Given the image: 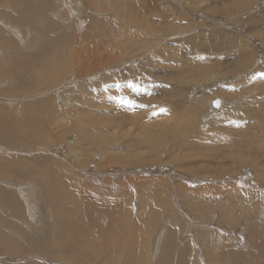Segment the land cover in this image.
<instances>
[{
	"label": "rangeland",
	"instance_id": "obj_1",
	"mask_svg": "<svg viewBox=\"0 0 264 264\" xmlns=\"http://www.w3.org/2000/svg\"><path fill=\"white\" fill-rule=\"evenodd\" d=\"M42 5L44 21L41 15L35 19L46 23L45 35L36 34L28 9L21 11V26L18 14L12 21L0 19L3 34L37 56L30 71L35 84L18 91L11 79L0 80L6 113L0 117V156L28 158L40 167L55 160L60 172L68 163L83 188L103 187L106 196L100 197L119 201L88 207L80 191L65 176L56 179L53 170V180L44 182L53 195L60 193L56 205L45 203L39 178L23 184L0 179L23 205L22 222L18 209L4 208L14 213L17 229L2 227L0 264H260L264 0H43ZM45 16L57 24L52 31ZM62 32L69 34L64 50L52 56L54 46L42 43ZM0 49V64L17 71L16 60ZM215 98L223 107L213 106ZM189 104L197 108L193 115L181 109ZM33 124L44 131L39 144L32 141ZM57 219L67 233L58 234Z\"/></svg>",
	"mask_w": 264,
	"mask_h": 264
},
{
	"label": "bare ground",
	"instance_id": "obj_2",
	"mask_svg": "<svg viewBox=\"0 0 264 264\" xmlns=\"http://www.w3.org/2000/svg\"><path fill=\"white\" fill-rule=\"evenodd\" d=\"M37 0H0V19H3V18H8V20L9 21H12L13 19H15V15H17L18 14V16H17V19H16V21H17V24L18 25H22V16H21V11L22 10H24V9H28V12L30 13V20L33 22V28L34 29H36V34L38 33L39 35H45L48 31L45 29V25H46V23L44 22V24L43 23H41V21L39 22V21H36V19H35V17L37 16V15H41L42 17H43V21H44V9H43V5H42V2H43V0H41V3H40V5L38 6V5H34V3L36 2ZM3 3V4H2ZM70 6V5H69ZM7 8H10L11 10H7ZM73 9H74V7H73ZM72 9V10H73ZM71 10V9H70ZM13 12V13H12ZM2 17V18H1ZM49 18V17H48ZM46 16H45V20L46 21H48V22H50V23H48V25H49V27H48V30L49 31H52V28H55V27H57V24L56 23H54V22H52L50 19H48ZM80 18H81V16H80ZM43 24V25H42ZM61 24H62V22H61ZM84 24V23H83ZM138 24H139V22H138ZM146 25V24H145ZM3 26H1V24H0V46L1 47H3L4 49H6L7 50V53H9L10 55H11V58H12V61L14 60H16L15 61V63H14V66H13V64H12V67H15V68H17V71H16V69L15 70H12V68H11V64H8L7 65V63L6 64H4L3 62L0 64V80L2 79V82L4 81L3 79L4 78H8V79H11V81H13L14 83L13 84H15V89H17L18 91H21V86L22 85H24V86H26L29 82H31V81H33V83L35 84V82H37V80L34 82V76H32L33 75V72H32V75H31V73H30V71L32 70V69H34L35 68V65H34V62L32 61V59L34 58V57H37V56H33V57H31V56H29L28 55V53H26V52H24V51H22V50H20L19 49V47L12 41V39L6 34V35H4L3 34V32H2V28ZM63 27H65V26H62V29L64 30V28ZM144 27V26H143ZM147 27V26H146ZM145 27V28H146ZM151 27V26H150ZM19 28V27H18ZM14 29V28H13ZM144 29V28H143ZM15 30V29H14ZM16 30H17V28H16ZM145 30V29H144ZM18 31H19V29H18ZM157 31V30H156ZM18 33V32H17ZM37 34V35H38ZM67 35H69L68 33H66V32H62L60 35H57V36H55L53 39H48L47 41H46V43H44L43 41V45H46V48H50L51 49V47L50 46H54V53L52 54V56H56L57 54H58V50H64V44H65V41H66V39H67ZM19 36V35H18ZM132 36V35H131ZM39 38V37H38ZM41 38V37H40ZM229 39H231V38H229ZM131 41V40H130ZM142 42V41H141ZM22 43V42H21ZM133 43V42H132ZM23 45V44H22ZM69 45V44H68ZM236 46V45H235ZM3 49V50H4ZM78 49V48H77ZM76 49V50H77ZM1 50V49H0ZM92 50V49H91ZM80 51V50H79ZM2 52V51H1ZM6 52V51H5ZM4 53V52H3ZM121 53V52H120ZM43 54V53H42ZM41 55V54H40ZM125 55V54H124ZM66 56V55H65ZM68 56V55H67ZM10 57V56H9ZM41 57V56H40ZM44 57V56H43ZM80 57V56H79ZM30 58H31V60H30ZM39 58V57H38ZM3 58H0V60H2ZM35 59V58H34ZM52 59V58H51ZM54 59V58H53ZM73 59V58H72ZM36 60V59H35ZM55 60H56V58H55ZM52 61V63L54 62V64H55V62L56 61ZM74 60V59H73ZM4 61V60H3ZM32 61V62H31ZM47 62V61H46ZM67 62V61H66ZM65 63V62H64ZM44 64V63H43ZM42 64V65H43ZM70 64V63H69ZM45 66V65H44ZM52 66L53 65H51V68H52ZM56 66H58L57 64H56ZM63 66V65H62ZM67 68H68V66L69 65H65ZM42 67V66H41ZM48 67H49V62H48ZM61 68V67H60ZM66 68V69H67ZM65 70V69H64ZM36 71V70H35ZM38 71V70H37ZM36 71V72H37ZM40 71V70H39ZM41 71H43V70H41ZM48 71H50V70H48ZM55 71V70H54ZM57 71V70H56ZM218 71V70H217ZM44 72V71H43ZM42 72V73H43ZM215 72V71H214ZM54 74H56V73H54ZM217 74H219V71L217 72ZM48 75H50V74H47V76ZM66 75V74H65ZM43 76V75H42ZM36 77V76H35ZM51 77H54V76H51ZM51 79V78H50ZM53 79V78H52ZM41 80H42V77H41ZM43 80H44V78H43ZM42 80V81H43ZM50 81V80H49ZM44 82V81H43ZM46 82V81H45ZM44 82V83H45ZM220 82H221V80H220ZM42 83V82H41ZM40 83V84H41ZM48 83V82H47ZM13 84H11V85H13ZM39 84V85H40ZM57 85V84H56ZM55 85V86H56ZM34 86V85H33ZM32 86V87H33ZM45 86V85H44ZM10 88V87H9ZM25 88V87H24ZM34 88V87H33ZM42 88H43V86H42ZM49 88V87H48ZM59 88V87H58ZM36 89V88H35ZM56 90V89H55ZM14 91V90H13ZM26 91V90H25ZM33 91V90H32ZM40 91H41V89H40ZM4 92V91H3ZM28 92V91H27ZM43 92V91H42ZM45 92V91H44ZM57 92V91H56ZM5 93H7V92H5ZM24 94H25V92H23ZM34 93V92H33ZM47 93H48V91H47ZM37 94V93H36ZM35 94V95H36ZM39 94V93H38ZM42 94V93H41ZM44 94V93H43ZM37 96V95H36ZM32 97V96H31ZM27 99V98H26ZM30 99H32V98H30ZM34 99V98H33ZM8 101V100H7ZM12 101V100H11ZM23 101H25V100H23ZM2 102V101H1ZM0 102V103H1ZM4 102V101H3ZM6 102V101H5ZM17 102H19V101H17ZM31 102V101H30ZM213 102H218V106H216L215 105V103L213 104V106L214 107H216L217 109L218 108H220V107H223L222 106V103L224 102H222V100L220 99V98H215L214 100H213ZM212 102V103H213ZM3 104V103H2ZM6 105V104H5ZM37 105H38V103H37ZM36 105V108L39 106H37ZM2 106H4V104L3 105H0V117L5 113V111L4 110H1L2 108ZM7 106V105H6ZM8 106H10V105H8ZM32 108V110H34V105L32 104V105H30ZM44 106V105H43ZM210 106V105H209ZM28 107V106H27ZM11 108V107H10ZM22 108H24L23 106H22ZM25 108H26V106H25ZM42 108V107H41ZM183 108V109H182ZM5 109V108H4ZM19 109H21V108H19ZM27 109V108H26ZM38 109V108H37ZM37 109H35V110H37ZM181 109L184 111V112H190L191 114L197 109L196 107H193V106H191V104H189V105H184V106H182L181 107ZM199 109V108H198ZM12 110V109H11ZM157 110V109H156ZM222 110V109H221ZM17 111V110H16ZM29 111H31V110H29ZM42 111V110H41ZM12 112H14L13 110H12ZM19 112V111H18ZM21 112V111H20ZM24 112V111H23ZM197 112V111H196ZM218 112V111H217ZM229 112V111H228ZM27 113V112H26ZM25 113V117H26V115H28V114H26ZM38 113V112H37ZM231 113V112H230ZM6 114V113H5ZM18 114H20V113H18ZM30 114V113H29ZM43 114V113H42ZM189 114V113H188ZM9 115V114H8ZM21 115H23L24 116V113H21ZM34 115V114H33ZM41 115V114H40ZM193 115V114H192ZM195 115V114H194ZM231 115V114H230ZM17 116V115H16ZM19 116V115H18ZM29 116V115H28ZM38 116V115H37ZM36 116V117H37ZM189 116V115H188ZM13 117V116H12ZM35 117V118H36ZM20 118V117H19ZM37 118H39V116L37 117ZM36 118V121L37 122H39L38 121V119ZM226 118V117H225ZM12 119V118H11ZM10 119V120H11ZM23 119V118H22ZM29 119V118H28ZM42 119V118H41ZM183 119V118H182ZM181 119V120H182ZM0 120H3V119H0ZM30 121H31V118L29 119ZM21 121V120H20ZM20 121H19V119H18V121L17 122H19V124H20ZM163 121H165V123H166V120H162V121H160V122H162V125H163ZM33 122V121H32ZM160 122H158V123H156V124H161ZM179 122V121H178ZM186 122H188V121H183L182 123L183 124H185ZM227 122V121H226ZM235 122V121H234ZM16 123V122H15ZM31 123V122H30ZM34 123V122H33ZM3 124L5 125L6 124V122H5V120L3 121ZM21 126H23V124H20ZM17 126V125H16ZM29 126H31V125H29ZM34 126V127H33ZM33 126H31L32 127V133H33V139L34 138H37V140H32L33 141V143H38L39 144V142H43L45 139H43V138H45V135H43V133H44V131L41 133V130H35V124H33ZM41 126H43L42 124H41ZM156 126H158V125H156ZM161 126V125H160ZM18 127V126H17ZM17 127H15V131L16 132H18V129H17ZM39 127H40V125H39ZM223 127V126H222ZM221 127V128H222ZM233 127H234V125H233ZM27 128V127H26ZM3 129H6V128H3ZM21 129V128H20ZM228 129V128H227ZM42 130H44V128L42 129ZM2 131V130H1ZM9 132H11L10 130H8ZM23 131V128H22V130H21V132ZM238 132V131H237ZM1 133V132H0ZM4 133V132H3ZM30 133V132H29ZM228 133V132H227ZM20 134V133H19ZM155 134H156V132H155ZM158 134V133H157ZM187 134V133H186ZM26 135H27V132H26ZM150 135H152V132H151V134ZM160 135V134H159ZM223 135V134H222ZM17 136V135H16ZM88 136V133L86 132L85 133V137H87ZM149 136V135H148ZM29 137V136H28ZM84 137V138H85ZM151 137V136H150ZM40 138V139H39ZM149 138V137H148ZM155 138H156V136H155ZM158 138V137H157ZM13 139V138H12ZM17 139V138H16ZM16 139H13L14 141L16 140ZM19 139V138H18ZM24 139H26V137L24 138ZM145 139V138H144ZM38 140H39V142H38ZM155 140V139H154ZM79 141V140H78ZM77 141V142H78ZM145 141V140H144ZM144 141H142V142H144ZM26 142V141H25ZM149 142H150V140H149ZM17 143V142H16ZM23 143V142H22ZM145 143H146V141H145ZM43 144V143H42ZM104 144V142H102V144H100V145H103ZM144 144V143H143ZM148 144V143H147ZM153 144H155L154 142H153ZM152 144V145H153ZM263 145H264V138H263ZM151 146V145H150ZM155 146V145H154ZM146 147V146H145ZM151 150V149H150ZM150 150H149V152H150ZM152 150H154L153 148H152ZM8 151V150H7ZM7 151H6V153H7ZM130 151V150H129ZM4 152V151H3ZM148 151H147V153H149ZM6 153H4V155L6 154ZM8 154H10V153H8ZM107 154H109V153H107ZM14 155V154H13ZM113 155V154H112ZM18 157V156H17ZM117 157H119V156H117ZM115 158V157H114ZM112 160H113V158H111ZM117 159V158H116ZM243 159H239L238 161H240V162H243L242 161ZM249 160H251L250 158H249ZM45 162H46V166L45 167H40V165H36L35 163H33L32 161H30L28 158H24V159H21V158H19V159H16L15 158V156H13L12 157V155L10 154V155H7V157H2V156H0V179H3V180H6V181H9V182H11L12 184H14V183H16L17 184V182L18 183H22L23 184V182L24 181H26V180H29V179H33V178H39V179H41V181H42V183L44 184V187H45V190H44V192H43V198H44V201H45V203H47L48 205H50V203L48 202V200L49 201H51V204H53V205H56L55 203H56V201L57 200H55V199H61V196L59 195L60 193L59 192H57V195H53V193H54V190L53 189H51V187L50 186H48L47 184H45V180L46 179H48L49 181L48 182H50V180H53L52 179V177L53 176H55L56 177V179H59V181L60 180H62V181H64L63 180V177L65 176L66 177V181H68L69 183H71V184H73L74 186H75V188H77V190L78 191H80L79 193H80V196H81V198H83V202H85L87 205H88V207H92V208H94L95 207V205H97V202L98 201H100L99 203H101V204H104L105 202L106 203H108V206H110V207H112V205L113 206H116L117 204H118V201H119V199L118 198H114V200H113V202H110L108 199H106V198H102V197H105L106 195H104V192L102 193V190L101 189H103V187H98L100 190L98 191V190H96V189H94V188H92V187H90V186H88V187H86V188H83V183L81 182V180L79 181L78 180V177L76 178V175L74 174V170L68 165V163H65L64 165L66 166V167H63L64 169H62L61 171L62 172H60L59 171V169H58V166H55L54 165V162H56L55 160L54 161H50V160H44ZM119 161V160H118ZM128 163H129V165H131V161H128ZM137 163H139V162H137ZM56 164V163H55ZM124 164V163H123ZM126 164V163H125ZM133 164V163H132ZM135 164V163H134ZM71 165V164H70ZM144 165H146V164H144ZM42 166V165H41ZM44 166V165H43ZM59 168H61V167H59ZM264 169V168H263ZM51 170H53V176H52V174H51ZM195 170V169H194ZM196 172V171H195ZM264 172V171H263ZM59 174L62 176L63 175V177H61V176H59ZM65 181V182H66ZM8 182V183H9ZM55 183H56V180L54 181ZM62 183V182H61ZM52 184V183H51ZM50 184V185H51ZM66 184V183H65ZM61 185V184H60ZM72 185V186H73ZM20 186V185H19ZM52 186V185H51ZM93 186H95V185H93ZM10 187H12V186H10ZM10 187H8V186H6V185H4L3 183H1L0 184V216L1 217H3L1 220H0V237H1V235H2V237H3V235H6V234H4V230H2V227L3 226H7L8 225V227L10 228V230H15V229H17V227H16V225L14 224V213L12 214V216L10 215L9 216V214L7 215L6 213H10V210H9V212H7L6 211V209L4 210V208H7V209H11L12 207V209H18V211L16 212V217H17V219L19 220V221H21L22 222V220L20 219L21 218V210H22V208H23V205H21V204H19L17 201H16V199H17V197L13 194L15 191L12 189V188H10ZM43 187V188H44ZM71 187V186H70ZM53 188H54V186H53ZM109 188H111V187H109ZM73 189V188H72ZM104 189H106V188H104ZM63 190V189H62ZM19 191V190H18ZM68 191V190H67ZM106 191H111L110 189L108 190H106ZM13 192V193H12ZM69 193V192H68ZM76 193V192H75ZM112 193V192H111ZM22 194V193H21ZM30 194V193H29ZM29 194H28V196H29ZM71 194V193H70ZM16 195L18 196V194H17V192H16ZM63 195V194H62ZM100 196H102V197H100ZM110 196H111V194H110ZM108 197V196H107ZM114 197V196H113ZM19 198V197H18ZM28 198V197H27ZM63 198V197H62ZM109 198V197H108ZM20 199V198H19ZM75 199V198H74ZM24 200H25V198H24ZM29 201V200H28ZM111 201H112V199H111ZM124 201V200H123ZM122 201V202H123ZM21 203V202H20ZM70 203V202H69ZM63 204V203H62ZM64 204H65V202H64ZM63 204V205H64ZM70 204H72V203H70ZM77 204V203H76ZM124 203H122V205H123ZM29 206H30V208H31V203H29L28 204ZM47 205V206H48ZM52 205V206H53ZM94 206V207H93ZM102 206V205H101ZM84 207V206H83ZM125 207H126V205H125ZM2 208H3V210H4V212L2 211ZM66 208V207H65ZM99 208V207H98ZM106 208H108V207H106ZM54 209V208H53ZM52 209V210H53ZM57 209V208H56ZM71 209V208H70ZM104 209V208H103ZM114 209V208H113ZM102 210V209H101ZM100 210V211H101ZM125 211H126V209H124ZM12 211V210H11ZM67 211V210H66ZM103 211V210H102ZM131 211V210H130ZM33 212H35V210L33 211ZM12 213V212H11ZM109 213V212H108ZM128 214V213H127ZM129 214H130V212H129ZM128 214V215H129ZM127 215V217H129ZM140 217L142 218V216L141 215H138V219H140ZM261 217V216H260ZM263 217H264V215H263ZM262 217V221L264 220V218ZM61 218V217H60ZM50 219V218H49ZM131 219V218H130ZM130 219H128V220H130ZM261 219V218H260ZM136 221V220H135ZM137 222H138V220H137ZM264 222V221H263ZM56 223H57V226H59V231H58V234L60 233H62L63 231H64V229H63V222H61L59 219H57L56 220ZM11 224V225H10ZM124 224V223H123ZM258 224V223H257ZM260 224V223H259ZM27 225V224H26ZM256 225V224H255ZM18 226V225H17ZM21 226V225H20ZM259 226V225H258ZM261 226H263V225H261ZM250 227V226H249ZM6 228V227H5ZM53 228V227H52ZM58 228V227H57ZM260 228V227H259ZM262 228V227H261ZM264 228V227H263ZM72 229V228H71ZM250 229V228H249ZM21 233H24V230H23V228H22V226H21ZM251 230V229H250ZM261 230V229H260ZM259 230V232H258V234L260 233V234H263V233H261V231ZM16 231V230H15ZM52 231H54V230H52ZM67 231V230H66ZM128 231V230H127ZM170 231H171V229H168L167 230V234H168V239L170 238ZM35 232V231H34ZM55 232V231H54ZM65 232V231H64ZM252 232V231H251ZM256 232V231H255ZM56 233V232H55ZM54 233V234H55ZM65 233H67V232H65ZM257 233V232H256ZM57 234V233H56ZM259 234V235H260ZM12 235V234H11ZM39 235V234H38ZM52 235V234H51ZM264 235V234H263ZM252 237H253V235H251ZM56 237V236H55ZM251 237V238H252ZM259 237H262L263 238V236H259ZM26 238V237H25ZM37 238V237H36ZM54 238V237H53ZM63 238V237H62ZM2 239V238H1ZM8 239V238H7ZM27 240H28V238H27ZM254 240H255V238H254ZM257 240H260V239H257ZM2 241V240H1ZM0 241V242H1ZM4 241V240H3ZM251 241V240H250ZM256 241V240H255ZM254 241V242H255ZM66 242V241H65ZM75 242V241H74ZM251 242H253V240L251 241ZM5 242H3V244H4ZM57 243H59V242H57ZM64 243V242H63ZM62 243V244H63ZM257 243H259V242H256V245H257ZM60 245L59 244V246L61 247V248H66V246L63 244V245ZM255 244V243H254ZM253 244V245H254ZM1 245V244H0ZM4 245H6V244H4ZM55 245H56V243H55ZM81 245V244H80ZM8 246V245H7ZM13 246V245H12ZM108 246V245H107ZM142 246V245H141ZM252 246V245H251ZM259 246V245H258ZM258 246H257V249H258ZM16 247V251H18V246H15ZM255 247V246H254ZM44 248V247H43ZM60 248V249H61ZM78 248V247H77ZM83 248V247H82ZM87 248V247H86ZM260 249V250H259ZM258 249V251H259V254L260 253H263V251H264V245L262 244V239H261V242H260V248ZM10 250V249H9ZM61 250H63V249H61ZM75 250V249H74ZM79 250V249H78ZM81 250V249H80ZM79 250V251H80ZM147 250V249H146ZM254 250V249H253ZM84 251V250H83ZM255 251V250H254ZM254 251L252 252L253 254H254ZM23 252V250H21V253ZM68 252V251H67ZM92 252V251H91ZM209 252V251H208ZM80 253V252H79ZM256 253V252H255ZM76 254V253H75ZM185 255H187V253H184ZM258 254V255H259ZM264 254V253H263ZM31 255V254H30ZM256 256H257V254H255ZM261 255V254H260ZM9 257V256H8ZM254 257V256H253ZM259 257L261 258L262 257V255L261 256H258L257 257V259H259ZM5 258V257H4ZM88 258H89V256H88ZM246 258V257H245ZM245 258H243L244 260H245ZM247 258H249V256H247ZM250 258H251V256H250ZM262 258H264V257H262ZM61 259V258H60ZM75 259H76V257H75ZM185 259V258H184ZM251 259H253V258H251ZM256 259V258H255ZM7 260V259H6ZM6 260H4V261H6ZM249 260V259H248ZM58 261H60V260H58ZM68 261V260H67ZM256 261V260H255ZM259 262H260V264H264V260H262V259H259ZM254 262H252V264H253ZM54 264V263H53ZM182 264H184V260H183V262H182ZM256 264V263H255ZM258 264V263H257Z\"/></svg>",
	"mask_w": 264,
	"mask_h": 264
},
{
	"label": "water",
	"instance_id": "obj_3",
	"mask_svg": "<svg viewBox=\"0 0 264 264\" xmlns=\"http://www.w3.org/2000/svg\"><path fill=\"white\" fill-rule=\"evenodd\" d=\"M215 103L216 106H218V102H213V104Z\"/></svg>",
	"mask_w": 264,
	"mask_h": 264
}]
</instances>
